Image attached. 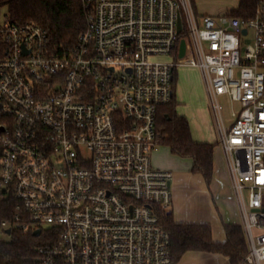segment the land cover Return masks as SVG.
<instances>
[{"label":"built area","instance_id":"2783aa9c","mask_svg":"<svg viewBox=\"0 0 264 264\" xmlns=\"http://www.w3.org/2000/svg\"><path fill=\"white\" fill-rule=\"evenodd\" d=\"M81 1L84 29L59 50L44 27L0 7V198L11 206L0 240L44 232L40 264H171L158 213L172 202V172L154 167L150 151L176 67L193 66L239 207L245 262L264 264V7L245 18L198 14L193 0ZM221 96L239 106L229 124Z\"/></svg>","mask_w":264,"mask_h":264},{"label":"trees","instance_id":"16d2710c","mask_svg":"<svg viewBox=\"0 0 264 264\" xmlns=\"http://www.w3.org/2000/svg\"><path fill=\"white\" fill-rule=\"evenodd\" d=\"M236 8L229 11L232 15L251 17L257 9L264 7V0H237ZM12 20L17 22L33 21L47 30L54 50L72 45L85 26V10L81 0H0ZM176 73L172 79V98L156 111L155 129L157 143L166 145L170 152L191 160L190 171L203 176L210 182L213 169V142H198L192 137L189 122L176 111L177 101L174 94ZM5 209V210H2ZM10 203L0 198V220L9 217ZM163 228L170 233L171 264L177 262L187 251L219 253L228 257L231 264H247L245 255L247 244L240 224H224L225 240L216 242L208 223L175 222L171 210L158 213ZM56 240L55 236L50 238ZM48 242L41 232L13 230L0 240V264H40L36 248Z\"/></svg>","mask_w":264,"mask_h":264},{"label":"crops","instance_id":"0c3cea01","mask_svg":"<svg viewBox=\"0 0 264 264\" xmlns=\"http://www.w3.org/2000/svg\"><path fill=\"white\" fill-rule=\"evenodd\" d=\"M194 2V0H193ZM235 7L231 8L228 11L236 8L237 0H235ZM195 10L198 14H209V15H217L220 13H200L197 9V6L194 2ZM227 11V12H228ZM175 94V88H174ZM177 101V100H176ZM179 102L177 101V106ZM176 106V107H177ZM177 111V109H176ZM180 114V113H178ZM182 115V114H181ZM185 116V115H184ZM198 142H213L215 143L213 148V169H212V177L209 183H206L203 176L199 173H192L190 171L191 160L189 161L188 167L186 168V172H172V178L170 181V186L173 184V200H172V208L170 209L172 212V216L175 222L182 223H208L212 229V238L216 242H223L225 240V231L224 224H241V215L239 211V207L236 201L235 194L232 190L230 184V177L226 168L224 152L221 145L218 143L217 135L212 136L207 139H195ZM218 145V147H217ZM221 151L223 156V162L225 165L224 174L225 180L224 182H215L216 177H222L221 170L218 169L216 163H218L217 155H219L218 151ZM189 159V158H188ZM159 168L167 169L168 165L166 163H157ZM156 166V167H158ZM184 173V174H183ZM190 173V175H189ZM195 180L196 188L194 189L195 195L192 198L190 194V188L187 185L188 181ZM202 181H204L207 185L208 190L205 191L202 186ZM210 195V196H209ZM192 203H194L192 205ZM235 203V204H234ZM192 205V207H191ZM239 219V221L237 220ZM174 264H231L228 260V257L219 253H211V252H203V251H187L185 252L181 258L175 262Z\"/></svg>","mask_w":264,"mask_h":264},{"label":"rangeland","instance_id":"374dc122","mask_svg":"<svg viewBox=\"0 0 264 264\" xmlns=\"http://www.w3.org/2000/svg\"><path fill=\"white\" fill-rule=\"evenodd\" d=\"M194 2L200 13L212 14L220 12L225 13L231 8L235 7L236 3L235 0H194ZM4 10L5 7H2L1 11L3 12ZM247 38H251V33ZM175 73V99L179 102L176 109L178 113L185 115V117L187 118L192 137L198 140H203L217 135L214 118L208 107V99L205 91V86L199 69L193 66H179L176 67ZM220 102L223 107L222 115L225 123L229 124L231 123L230 111L232 108L237 109L239 107L238 103L231 102L225 96L220 97ZM216 151H218V148H216ZM218 153V163L216 164L218 166V169L223 171L222 177L224 178L221 179L220 176H217L215 180V182L217 181V183L219 181L224 182V180L226 179V174H224L225 161L223 162L221 151H218ZM150 158L154 167L158 166L157 163H166L169 170H171L173 173L186 172V168L188 167L190 161V159L188 158L172 154L166 145L161 144H157L155 148L150 151ZM156 168H159V166ZM202 182L204 190L207 191V185L209 184H206L204 181ZM187 185L190 188L189 192L191 194V197L193 198L195 195L194 189L196 188L195 180L188 181ZM170 191L172 195L173 184L170 186ZM193 204L194 203H192V205ZM171 208L172 202L168 210H170ZM237 220L239 221L238 218Z\"/></svg>","mask_w":264,"mask_h":264},{"label":"water","instance_id":"95a60500","mask_svg":"<svg viewBox=\"0 0 264 264\" xmlns=\"http://www.w3.org/2000/svg\"><path fill=\"white\" fill-rule=\"evenodd\" d=\"M177 30L178 32L181 30V22H180V18H178L177 21ZM243 32H245V30L243 29ZM184 50H185V43H184V39H180V45H179V57H182L184 55ZM169 186H170V182H169ZM6 232H9V229H6ZM40 233L39 229H36L33 231L34 235H38Z\"/></svg>","mask_w":264,"mask_h":264}]
</instances>
